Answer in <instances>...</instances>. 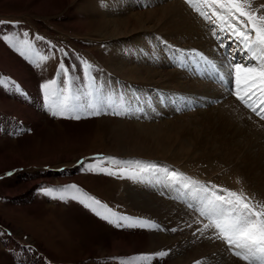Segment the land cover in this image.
<instances>
[{
  "label": "rangeland",
  "instance_id": "1",
  "mask_svg": "<svg viewBox=\"0 0 264 264\" xmlns=\"http://www.w3.org/2000/svg\"><path fill=\"white\" fill-rule=\"evenodd\" d=\"M5 1L0 0V6L7 11L6 14L0 13V21L4 22L0 24L9 25L4 31L8 36L27 39L32 45V51L26 55H21L15 48L11 54L25 63L23 66L32 77L35 92L41 99H57L59 102L57 89L64 79L63 73L58 75L61 62L72 66L70 74L76 85L84 88L89 80L82 61H87L93 66L90 74L96 78V87L101 88L102 96L109 94L107 96L114 101L112 110L119 113L111 115L102 107L100 115L79 120L62 118L56 121L49 115L38 132H24L23 129L17 137L0 134V155L4 152L18 154L24 165L0 173V234L9 238L11 246L31 258L28 264H123V260L132 261L136 256L138 259L133 261L138 263L128 264H148L149 260L152 264H159L156 259L167 260L165 254L147 252L148 247L144 244L136 246L139 252L135 255L131 254L132 245L114 248L116 236L126 239L149 231L157 235L170 232L173 236L186 233L198 244L200 240L210 238L212 245L220 251L218 256L220 254L222 264H248L236 257L226 242L216 236V229L204 228L209 221L199 215V204L189 194L191 190L178 191L163 173L155 171L144 174L142 180L131 178L139 170L135 161L152 163L176 170L209 187L218 185L233 191L243 188L253 202L264 205V119L253 114L230 91L233 85L228 79L232 78L225 75L223 80L228 84L229 92L222 83L216 84L218 72L197 55L208 56L202 47L215 42L216 54L207 59L221 72H227V61L220 64L222 50L212 35L211 22L201 18L186 0H46L49 3L44 6L38 5L42 0ZM25 32L29 33L27 38L23 35ZM220 34L217 30V35ZM222 49L226 53L227 49ZM36 53L48 55L49 59L40 61L37 67L32 62L38 60ZM216 60L222 68L218 67ZM111 65L115 72L111 71ZM11 72L10 69H0V97L5 96L3 99L8 96L4 89L9 83L13 90L23 92V79ZM49 80H56L57 84L50 87V94L46 97L42 85ZM108 85L114 89L108 90ZM8 100L12 101V98ZM31 102L34 108L30 106ZM34 104L33 94H27L15 115L22 117L32 109L37 112ZM3 113L6 114L0 109L2 118ZM83 117L86 116L83 114ZM118 124L123 129L118 132V141H113L112 128ZM158 133L161 138L154 136ZM133 143L142 150L139 153L142 157L131 156L136 150ZM109 157L130 163H112ZM101 168L127 171L123 175H109L100 171ZM227 174L238 176L240 183H221L219 179ZM124 183L143 193L146 200L151 199L153 193L162 200L177 201L178 206L170 208L178 213L174 226L165 223L166 214L159 222H153L155 218L149 212L139 211L138 214L133 210L129 213L123 209L116 196ZM72 185L76 187L71 188ZM48 188H67L63 193L66 199L47 195L45 190ZM13 190L11 194L14 195H10L9 191ZM101 190L106 194L116 193L111 202L95 195ZM29 194L34 195L27 201ZM89 197L107 206L93 205L101 216L86 206ZM58 205L67 210V219L62 218L63 222L82 227L75 231L76 234L63 227L59 229L61 226L56 220L51 224V221L44 223L38 218L48 213L49 207ZM100 208L106 210L105 215H109L110 220L114 217L109 209L132 220L119 221L121 227H117L102 218L104 213ZM149 208L164 210L155 202ZM96 222L114 232L90 227L89 223ZM155 224L159 225L157 229L142 226ZM84 225L87 226L83 229ZM47 227L55 234L49 242L43 231ZM60 230L65 231L64 236L70 239L62 235L60 241ZM77 234L80 235L78 239ZM184 241L189 248L197 246L189 237ZM180 244L172 248L180 249ZM155 248L159 249V246ZM8 253L9 250L0 243V264H15V261L5 259ZM145 256L148 259H143ZM197 261L190 264H201V259Z\"/></svg>",
  "mask_w": 264,
  "mask_h": 264
},
{
  "label": "snow or ice",
  "instance_id": "2",
  "mask_svg": "<svg viewBox=\"0 0 264 264\" xmlns=\"http://www.w3.org/2000/svg\"><path fill=\"white\" fill-rule=\"evenodd\" d=\"M194 10L206 21L212 24V35L217 39L221 48H226L225 67L227 72L223 73L217 68L216 64L209 61L203 53H198L199 57L207 62L212 70L220 73L223 81L224 76L231 77L233 84L232 93L242 102L251 112L255 113L261 119H264V13L258 8H252L250 0H186ZM206 9V10H203ZM260 13V14H258ZM0 23H4L0 21ZM217 30L221 33L217 35ZM27 38L29 33L25 32ZM6 40L13 48L26 55L32 51V45L27 39L21 40L18 36L0 37ZM43 39V37H38ZM239 52L240 58L237 59L233 52ZM38 60L32 61L35 66H40V61H47L48 55L36 53ZM67 55V53H65ZM83 71L88 78L89 83L81 88L76 85L75 80L70 74V67L63 62L59 65V72L63 73L64 79L58 85L60 96L59 103L55 106L49 104L52 115L71 114L69 118L79 120V112H88L89 115H100L101 107L111 106L114 101L107 95H101V88L96 87L95 77L91 76L92 65L87 61H82ZM76 79H81L76 77ZM57 84L56 80H49L42 85L45 96H49V90L52 85ZM119 114V113H114ZM112 163L128 164V161H117L113 157L108 158ZM139 170L132 175V179H143L144 174L149 172L163 173L167 181L177 190L189 191L199 204L198 212L202 217L207 218L209 223L204 225L205 229L210 227L217 230L216 236L226 242L230 251H233L236 257L247 261L248 264H264V205L259 202H253L252 198L245 194H238L236 191L221 188L218 185L211 187L192 181L183 173L176 170H170L167 167H160L152 163H143L135 161ZM91 167V165H89ZM100 171L107 172L109 175H123L127 170L121 168L120 171H109L101 168ZM75 188V185L70 186ZM68 189L45 190L46 194L54 199H66L63 194ZM86 206L96 215L101 216L97 211V205H102L99 200L89 197ZM192 207L193 205H189ZM109 212L116 219H109V215H103L104 220L114 223L121 227L119 221H130L131 217L118 215L115 212ZM156 227V225H142ZM157 255H163L158 253ZM148 259V257H143Z\"/></svg>",
  "mask_w": 264,
  "mask_h": 264
},
{
  "label": "bare ground",
  "instance_id": "3",
  "mask_svg": "<svg viewBox=\"0 0 264 264\" xmlns=\"http://www.w3.org/2000/svg\"><path fill=\"white\" fill-rule=\"evenodd\" d=\"M5 2H9V1L6 0ZM48 3H49L48 1L42 0L38 5L39 6H41V5L44 6V5H47ZM250 3H251L252 8H258L260 5L264 4V0H250ZM23 4L24 3H22V5ZM0 13H2V14H6L7 13V11L5 10V8H3V6H0ZM260 13H264V8L260 9ZM260 13H258V14H260ZM199 21H201V20H199ZM8 26L0 24V37H3V36L7 35L6 34L7 32L4 31V28H6ZM4 43L7 46L4 47ZM214 43L215 42H212L211 45L210 44H204L203 47H202L204 52H205V54H207L208 56H211L212 54H216L215 53L216 52V47H215ZM216 46H217V44H216ZM13 49L14 48L7 41H5L3 38H0V69H2V68L4 70L10 69V70H12L14 72V73L13 72H11V73H13L16 76L18 75L24 81V87L21 89V90H23L24 93L23 92H19L16 89L13 90L12 87L10 86L11 84L8 82L9 86L6 87V89H4L6 91V95L8 94L7 98L3 99L5 97L4 95H1L2 97L4 96L3 98L0 97V109H3L6 112V114L3 113L4 114L3 118L0 117V134L3 133L6 137H8V135H10L12 137H17L18 133H20L21 130L23 131V129H24V132L28 131V130L31 131V132H33L35 130H36V132L42 130V127L44 126V123L46 122L45 117H47L49 115L53 116L52 115V110H54V109H50L48 107V105L51 104V105L55 106L56 104L59 103L57 101V99L56 100H54V99L50 100V98H49V99H46V100L44 99L43 100V99L40 98V95L35 92L36 89H35L34 83L31 80L32 77L30 76L29 72L26 71V69L23 66V64H25V63L22 64L17 59V56H15V55L13 56L11 54V52H13ZM221 50H222V52H221L222 54H219V56H220V64L225 60V55H224L225 52H224V50L222 48H221ZM36 51H41V48H36ZM233 53L236 55L235 57L237 59L240 58L239 52L234 51ZM208 56H206V57H208ZM238 56H239V58H238ZM201 62L202 61L200 60V63ZM216 63H217L219 68H222V66H219L217 60H216ZM110 69H111L112 72H115V69H114L113 65H111ZM16 71H17V73H16ZM1 81H2V78H0V82ZM228 81L230 82L231 79L230 80L228 79ZM231 85H233V84L231 83ZM110 89L113 90L114 88H111V86L108 85V90H110ZM226 90H228V89H226ZM27 94H30V95L33 94L34 99H35V104L34 105L37 108V112L34 111L33 109L30 110V111L27 110L28 111L27 112L26 109H25V111L27 113L21 115L22 117H18V116H16L17 114L15 115L14 112L16 111V109H19L20 105H22L24 103L25 97L27 96ZM107 95H109V94H107ZM9 97L12 98V101L8 100ZM29 100H30V98H29ZM30 106L34 108V106L32 105V102L30 103ZM102 107H104L105 112H109V114L114 115V110H112V105L111 106L104 105ZM7 108H8V110H7ZM108 110H110V111H108ZM20 111L22 112V111H24V109L23 110L21 109ZM83 114L86 117H83ZM70 115L71 114H69V113H65L63 116L56 115V116H53V117L55 118L56 121H59L62 118L70 119L69 118ZM79 115L81 116V118H90V117H94L95 116V115H89L88 112H83V111L79 112ZM4 124H7L6 127L3 126ZM118 125H115L112 128L113 141L114 140L118 141L117 140L118 132L123 129L121 124H118ZM156 135H158V136H156ZM154 136L155 137H159V138L162 137V135L160 133L154 134ZM135 148H136V150L133 151V154L131 156L136 154L135 156L142 157L139 154V153L142 152V150L136 145H135ZM129 154H131V153H129ZM127 156H129V155H127ZM21 166H22V164L20 162V159L18 158V154H15V153H12V152H9V153L8 152H4V153H2V155H0V173H2L3 171L11 170L12 168H17V167H21ZM22 167H24V165ZM201 173H203V172H201ZM201 173H200V175H202ZM219 180H221V183L223 182V184H225V185H228V184L229 185L230 184L231 185H235L236 183H238V184L240 183L239 177L236 176L235 174H233V175L232 174H227V175H225V177L220 178ZM217 181H218V179H217ZM91 184H93V183L91 182ZM26 186H24V187H26ZM130 186H132V185L124 183L122 189L119 190V192L117 193V196H116V198L118 200L117 203L122 204L121 207L123 209L129 211V213H132L133 210H135L136 213H138V214H139V211L146 212V213L149 212L151 214V217L155 218V219H153L154 220L153 222H159V219H161V217L166 214L168 217L165 220V223L167 225H169V226H174V224L176 222V219L178 217V213L177 212H172L170 210V208L178 206V202L177 201L172 200V199L162 200L161 198H159V195L156 196V194H153V193L151 194L152 198L149 199V200L148 199L146 200L144 198L143 193L137 192V191L131 189ZM24 187L20 188V190L23 189ZM86 187H92V186H86ZM113 190H114V187H113L112 191ZM116 190H118V189H115V191ZM112 191H111V193L108 191L109 193L106 194V193H104L105 192L104 190H101L99 193L96 192L95 195L101 196L102 198H104V200H107L108 202H111V197H113V194H116V193H114ZM235 191L238 194H245V190L243 188H237ZM12 192H14V190L13 191H9V194L10 195H14V194H11ZM32 193H34V189L32 190ZM33 195L34 194H32V195L29 194V197L26 200L30 201L32 199ZM152 202L160 204V206L164 207V210L160 211V210L150 209L149 205ZM47 211H48V213L45 212L44 216H39L38 217V218H41L44 223L51 221L50 223L52 224V222L54 223V220H56V222L60 223L61 227H58L59 229L62 230V227H63V228H65L66 231L72 232L73 234L75 233V231H77L79 229H82V227H80V226H79V228L75 227L76 223L69 224V222H65V221L63 222L62 218H64V219L66 218L67 219V215H68V214H66L67 210L64 209V206L58 205L57 207H49ZM100 211H102L104 213V215L106 214V210L105 209L100 208ZM146 218H147V220L149 219L148 217H146ZM114 219H116V217H114ZM37 223H39V222H37ZM99 223L96 222V224H94V223L93 224L89 223V224H90V227L94 226L93 229L103 228V229H106V230L110 231L111 233L114 232L113 230H111L109 228H105L104 226H102L101 223L100 224ZM104 223H106V222L104 221ZM44 225H46V224H44ZM155 225H156L155 228L157 229L159 225L158 224H155ZM42 226H43V224H42ZM85 226H87V225H84L83 229L85 228ZM179 228H181V227H179ZM31 229H32V227H31ZM61 230L58 233L59 236H60V241H62V239H61L62 235H63V238L66 237V236H64V234H66L65 231H61ZM43 231L46 234L45 235V240L47 239L46 240L47 242H49L51 240L50 238H54L55 237L54 231L51 232L48 229V227L45 228ZM31 233L33 234V232H31ZM209 234H213V233H209ZM46 236H48V237H46ZM77 236L79 237L80 235L77 234L76 238H77ZM188 237L191 240L195 241V243L197 245L196 247L192 246V247L189 248L187 242L183 243V242H185L184 239H186ZM48 238H49V240H48ZM66 238L70 239L68 237H66ZM124 238L125 237H123V236H119V235L116 236V238L114 240V243H113V247L116 248L117 245H128V246L132 245L134 248L131 250V254H134V253L139 252V249L136 248V246L139 245V244H144V245H146V247H148L147 252L148 251H150V252L151 251H155V253L158 252V253L165 254V256L167 258V260H165V261L163 259L155 257V258H157L156 260H158L159 264H190V263L199 262V261H197L199 259H201V264H222L223 263V260L221 259L220 254L218 256V252H220L219 249L215 245H212V243L210 241V238H208V239L204 238V239L200 240V244H198L196 242V240L192 236H190L189 234H186V233H183V234H180V235L176 234V235L173 236L170 232H168L167 235H157V234H155L152 231H149L148 234H143L142 236H135V237L131 236V237H128L126 239H124ZM0 241H1L0 242L1 243V247L3 246L4 248H7L9 250L8 255L5 256L6 260H13V261H15V264H28V263H31V258L29 256H26L24 252H22V251H20L18 249H14L11 246L10 240H9L8 237L3 236V235L0 234ZM53 241L54 240H52V242ZM52 242H50V243H52ZM63 242H66V241L63 240ZM63 242H61V243H63ZM61 243H60V245H61ZM71 243H72V239H71ZM73 243L71 244L72 246L74 245ZM178 243H181L183 245H181V244L179 245L180 249L177 248V247L175 249H173L172 247L174 245L178 244ZM64 245H65V243H64ZM76 245H77V243H76ZM155 246H159V249H156ZM189 246H190V244H189ZM3 250H5V249H3ZM60 250H61V248H60ZM60 252H62V250ZM152 255H153V253H152ZM131 258H134V257H131ZM136 258L138 259L137 256H136ZM135 259H132V261H129L130 260L129 259L128 262L129 263L130 262H135V261H133ZM156 260H154V261H156ZM123 261L125 263L126 259L123 260ZM128 262H127V264H128ZM136 262L138 263L137 260H136ZM140 262L142 263V261H140ZM145 262H147V261H145ZM151 262H152V260H151ZM151 262L149 260V263L148 262L147 263L150 264Z\"/></svg>",
  "mask_w": 264,
  "mask_h": 264
}]
</instances>
